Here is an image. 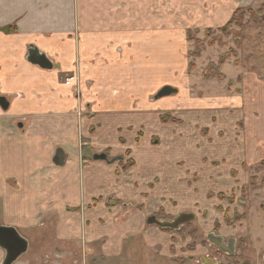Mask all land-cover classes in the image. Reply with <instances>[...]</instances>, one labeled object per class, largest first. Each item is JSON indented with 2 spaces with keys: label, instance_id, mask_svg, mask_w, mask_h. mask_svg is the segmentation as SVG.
I'll use <instances>...</instances> for the list:
<instances>
[{
  "label": "crops",
  "instance_id": "crops-1",
  "mask_svg": "<svg viewBox=\"0 0 264 264\" xmlns=\"http://www.w3.org/2000/svg\"><path fill=\"white\" fill-rule=\"evenodd\" d=\"M259 2L264 14V0H0V96L8 101L6 109L0 106V224L34 241L33 258L20 264H138L127 259L136 254L132 245L124 251L126 236H142L152 257L161 250L168 260L173 242L146 221L156 202L120 221L126 210L117 205L86 208L110 192L122 195L115 184H104L115 165L92 155L131 147L134 132L147 131L159 108L232 104V95L211 91L190 97L185 31L221 27L237 8ZM8 26L14 30L1 29ZM30 51L43 53L52 67L31 62ZM166 85L178 93L154 100ZM240 90L243 125L233 155L258 162L264 131L252 96L264 103V80L242 74ZM57 149L65 155L62 165L53 162ZM142 149L136 168L147 165ZM70 207L86 210L68 215ZM3 256L0 248V263Z\"/></svg>",
  "mask_w": 264,
  "mask_h": 264
},
{
  "label": "rangeland",
  "instance_id": "rangeland-1",
  "mask_svg": "<svg viewBox=\"0 0 264 264\" xmlns=\"http://www.w3.org/2000/svg\"><path fill=\"white\" fill-rule=\"evenodd\" d=\"M260 8L261 2L254 8L248 6V9L255 12V17L245 9V27L242 29L231 26L239 33L238 36L234 32L229 35L220 32L219 28L224 25L211 28L212 36L209 37L206 36L207 28H194L198 29L196 35L204 44L201 55L197 58L188 56L193 49V42L186 37L188 29L185 31L187 64H195L193 70H189L188 65L186 67L190 85L194 84L190 88V97L202 96L204 92L209 94L211 91L218 97L232 95V104H220L206 110L193 106L179 110L159 108L154 111L153 121L146 128L147 131L137 129L134 132L131 147L116 154H110L109 149H106L108 160L105 162L107 165H115V169L106 173L104 184H115L122 195L114 197L113 192H110L106 196L92 199V203L86 208L103 201L108 207L117 205L120 210H126L119 217L120 221L127 211H142L146 204L154 201L157 205L153 208L152 215L160 220L175 218L177 214L174 211L192 212L195 215L178 230H163L157 226L162 232H167L168 239L173 242L168 249V260L159 255L161 250L154 252L152 257L142 236H126L122 239L124 251L131 250L127 247L132 245L136 254L135 257L128 254L127 259L138 264H192L202 256L211 257L218 264H240L243 261L264 264V166L260 164L264 159L261 158L258 162L240 160V147L237 146H240L243 119L240 100L236 98L241 91L242 74H253L260 79L264 74V20L261 19L263 12ZM212 37L217 40L220 37L222 45L215 42L208 46V39ZM220 60L221 65L212 70L213 76L209 78L208 65H217ZM218 75L223 78L219 79ZM160 89L154 93V100ZM187 92L189 93L188 90ZM252 99L260 104L258 120L264 131V103L261 104L256 95ZM131 129L128 127V130ZM151 131L154 133L149 134ZM120 141L124 143L125 140L120 137ZM142 145L140 154L143 153L144 157L147 155L148 167L145 164L143 168H136L135 156ZM235 151L238 153L233 155ZM89 152L90 150L87 154ZM214 168L217 170L214 171ZM137 177L144 181L143 185L137 181ZM86 208L81 210L70 207L66 212L74 215L76 212L82 213ZM145 226H148L147 223ZM53 230L52 226L51 234ZM210 232L218 233L224 239L234 237V254L216 251V247L206 239V234ZM81 238L84 242L82 235ZM58 246L64 248L62 245ZM93 246H97V241ZM34 248V241L29 240L28 251L13 264L33 258ZM78 254L83 257L85 250L80 249Z\"/></svg>",
  "mask_w": 264,
  "mask_h": 264
},
{
  "label": "water",
  "instance_id": "water-1",
  "mask_svg": "<svg viewBox=\"0 0 264 264\" xmlns=\"http://www.w3.org/2000/svg\"><path fill=\"white\" fill-rule=\"evenodd\" d=\"M28 59L33 62L39 64L44 68H51L52 63L48 60V58L43 53H37L30 51L28 55ZM177 93V89L164 86L162 87L155 95V98H161L164 96H168L170 94ZM0 106L3 109L8 107V101L5 97L0 96ZM64 153L61 149H57L55 155L53 157V162L56 165H62L64 162ZM94 160H105L107 161V156L104 153L94 154L92 157ZM194 213L192 212H183L178 214L175 218L167 221L163 219H158L155 215H149L146 219L149 225H156L163 230H178L180 226L184 223L189 222L194 218ZM207 240L209 243L214 244L216 248L224 250L226 254L232 255L234 253V245H229V249L224 248L225 243H223V236L217 235L213 232L206 234ZM0 248L4 251V257L2 264H13L22 254H24L28 249V240L24 238L19 232L12 226H4L0 225ZM201 261L203 264L206 263H214L216 261L213 259H208L206 257H202ZM240 264H252L249 262H241Z\"/></svg>",
  "mask_w": 264,
  "mask_h": 264
},
{
  "label": "trees",
  "instance_id": "trees-1",
  "mask_svg": "<svg viewBox=\"0 0 264 264\" xmlns=\"http://www.w3.org/2000/svg\"><path fill=\"white\" fill-rule=\"evenodd\" d=\"M244 11L245 9L243 8H239L237 9L233 15L231 16V18L227 21V23L224 25V27L222 28H219V31L222 32L224 35H229L231 33H235V36H238L239 33L232 29L231 26L234 25L236 26L238 29H242L243 27H245V23H244ZM260 11H262V8H260ZM247 12L253 16H254V11L251 10V9H248ZM264 16H262L263 18ZM261 18V19H262ZM4 32H11L14 30V27H11V26H8V27H4V28H1ZM211 29L210 28H207L206 30V36H212V32L210 31ZM197 29H188L187 32H186V37L188 38L189 41H192L193 42V49L191 51H189L188 53V56L189 57H193V58H197L201 55V52L204 48V44H203V41L197 37L196 33H197ZM215 42H219L221 45H222V41H221V38L219 37L218 40L215 39L214 37L208 39V42H207V45L208 46H211L213 45ZM222 63V60H220V62L215 65L216 63H210L207 67V74L208 76H210L209 78H211L213 75L212 74V70L213 69H218L219 66L221 65ZM188 68L189 70H193L195 68V64L193 62H190L189 65H188ZM220 76L219 79H222L223 76L222 75H218ZM261 165L264 166V160L260 162ZM264 183V180L262 181Z\"/></svg>",
  "mask_w": 264,
  "mask_h": 264
},
{
  "label": "flooded vegetation",
  "instance_id": "flooded-vegetation-1",
  "mask_svg": "<svg viewBox=\"0 0 264 264\" xmlns=\"http://www.w3.org/2000/svg\"><path fill=\"white\" fill-rule=\"evenodd\" d=\"M261 7H262V12H263V6L261 5ZM242 8H243V9H246V11H247V9H248V7H242ZM237 9H239V8H237ZM237 9H236V10H237ZM236 10H235V11H236ZM251 10H252V9H251ZM235 11H234V12H235ZM247 13H248V12H247ZM248 14H249V13H248ZM232 15H233V14H232ZM263 16H264V14H263ZM230 18H231V17H230ZM244 18H245V15H244ZM262 20H264V17L262 18ZM226 23H227V22H226ZM226 23H225V24H226ZM225 24H224V25H225ZM210 29H211V28H210ZM197 30H198V29H197ZM211 30H212V29H211ZM198 38H199V37H198ZM261 77H262V79H264V74H263ZM168 86H169V85H168ZM170 87H172V86H170ZM173 88H176V87H173ZM176 89H177V88H176ZM177 93H178V89H177ZM177 93H173V94H170V95H168V96H171V95H174V94H177ZM168 96H164V97H168ZM164 97H161V98H164ZM152 98H153V97H152ZM161 98H158V99H161ZM158 99H155V100H158ZM94 154H101V153H94ZM94 154H93V155H94ZM104 154H106V153H104ZM93 155H92V157H93ZM106 156H107V154H106ZM64 158H65V157H64ZM92 159H93V158H92ZM107 160H108V157H107ZM104 161H105V160H104ZM63 163H64V162H63ZM0 225H4V226H12V227H14V228L19 232V230H18L15 226H13V225H5V224H0ZM19 234L22 235L24 238H26L22 233L19 232ZM215 234L220 235V234H218V233H215ZM221 236H222V235H221ZM26 239H27V238H26ZM206 239H207V237H206ZM27 240H28V239H27ZM207 241H208V240H207ZM235 241H236V240H235L234 237H226L225 239H223V243H225L224 248L229 249V247H230L229 245L233 244V245H234V249H233V250H235ZM208 242H209V241H208ZM212 245H214V244H212ZM214 247H216V246L214 245ZM28 249H29V241H28ZM28 249H27V251H28ZM27 251H26V252H27ZM216 251L225 253L224 250H221V249H218V248H216ZM26 252H25V253H26ZM234 252H235V251H234ZM25 253H24V254H25ZM233 254H234V253H233ZM22 255H23V254H22ZM22 255H21V256H22ZM21 256H20V257H21ZM3 257H4V256H3ZM20 257H19V258H20ZM19 258H18V259H19ZM201 258H202V256L198 258V260H197L196 263L194 262V263H192V264H203L202 261H201ZM206 258H208V259H213V258H211V257H206ZM18 259H17V260H18ZM17 260H16V261H17ZM213 260H215V259H213ZM2 261H3V258H2ZM2 261H1L0 264H2ZM245 262H246V261H245ZM249 263H251V262H249ZM206 264H209V263H206ZM212 264H214V263H212ZM216 264H218V263H216Z\"/></svg>",
  "mask_w": 264,
  "mask_h": 264
},
{
  "label": "built area",
  "instance_id": "built-area-1",
  "mask_svg": "<svg viewBox=\"0 0 264 264\" xmlns=\"http://www.w3.org/2000/svg\"><path fill=\"white\" fill-rule=\"evenodd\" d=\"M70 80H71V79H67V80H66V84H68V83L70 82Z\"/></svg>",
  "mask_w": 264,
  "mask_h": 264
}]
</instances>
